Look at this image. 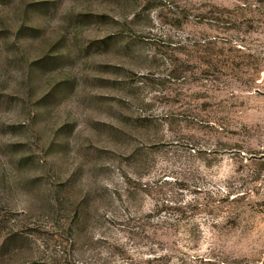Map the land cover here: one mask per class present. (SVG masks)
Wrapping results in <instances>:
<instances>
[{"label": "rangeland", "instance_id": "obj_1", "mask_svg": "<svg viewBox=\"0 0 264 264\" xmlns=\"http://www.w3.org/2000/svg\"><path fill=\"white\" fill-rule=\"evenodd\" d=\"M0 264H264V0H0Z\"/></svg>", "mask_w": 264, "mask_h": 264}]
</instances>
